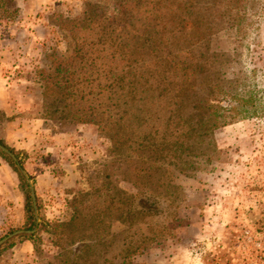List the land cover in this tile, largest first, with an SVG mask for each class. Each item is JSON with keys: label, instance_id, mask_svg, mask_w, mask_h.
<instances>
[{"label": "trees", "instance_id": "1", "mask_svg": "<svg viewBox=\"0 0 264 264\" xmlns=\"http://www.w3.org/2000/svg\"><path fill=\"white\" fill-rule=\"evenodd\" d=\"M251 1L87 0L80 16L56 18L67 49L47 53L36 71L40 117L94 124L110 148L100 183L68 199L69 218L49 221L41 212L38 229L22 234L35 249L48 234L58 248L50 264H133L188 225L177 176L219 152L217 129L259 113L255 95L226 76L227 54L212 49L213 36L245 16ZM17 11L0 0V18L15 19ZM8 120L1 112L0 133ZM0 143L25 167L28 152L3 135ZM0 156L17 174L23 228L32 230L30 186L17 162L1 150ZM117 223L124 226L120 239L112 230Z\"/></svg>", "mask_w": 264, "mask_h": 264}, {"label": "rangeland", "instance_id": "2", "mask_svg": "<svg viewBox=\"0 0 264 264\" xmlns=\"http://www.w3.org/2000/svg\"><path fill=\"white\" fill-rule=\"evenodd\" d=\"M86 1L6 0L10 10L18 11L13 14L15 19L0 18V48L9 45L10 21L18 23L10 42L21 50L15 73L31 80L34 91L40 85L36 71L47 64L46 54L67 49L65 33L55 24L56 18L80 16ZM247 6L245 16L236 23L230 20L213 36L212 49L227 54L226 76L239 80L240 92L255 95L259 113L217 129L219 152L198 170L177 176L176 182L184 190L188 225L175 237L136 255L133 264H264V0H253ZM49 122L53 130L65 134L58 148L28 153L24 167L27 171V162L35 161L32 175L27 173L34 181L40 221L41 212L49 221L70 217L68 199L100 183L110 148L109 139L94 124ZM0 135L4 136V131ZM121 186L137 192L128 182H121ZM23 225L24 211L22 221L0 230V240L28 230ZM123 229L119 223L112 228L119 239ZM22 234L31 233L15 234L0 246V264H17L12 260L18 258L16 249L24 241L33 246L28 264L54 260L58 248L47 233H41L38 249Z\"/></svg>", "mask_w": 264, "mask_h": 264}, {"label": "crops", "instance_id": "3", "mask_svg": "<svg viewBox=\"0 0 264 264\" xmlns=\"http://www.w3.org/2000/svg\"><path fill=\"white\" fill-rule=\"evenodd\" d=\"M18 6L22 5L18 3ZM23 8L27 10L25 4ZM17 24L10 21L11 30L6 37L10 42H13L16 34L13 29ZM31 35L35 37L33 32ZM10 42L8 46L0 48V111L9 118L5 123L4 138L11 146L28 153L33 151L45 153L51 149L55 151L60 138L65 134L53 130L50 122L40 117L42 111L40 85L38 83L39 87L34 91L30 87L31 80H25L15 73L21 50ZM34 162L29 160L26 166L31 175ZM23 211L24 198L18 188L17 174L0 158V230L22 221ZM16 250L19 252L18 258L12 261H17V264H28L33 252L31 242L24 241Z\"/></svg>", "mask_w": 264, "mask_h": 264}, {"label": "water", "instance_id": "4", "mask_svg": "<svg viewBox=\"0 0 264 264\" xmlns=\"http://www.w3.org/2000/svg\"><path fill=\"white\" fill-rule=\"evenodd\" d=\"M0 150L3 151L4 153H6L8 156H10L15 162H17L20 171L22 172V174L24 175V177L26 178L29 186H30V190H31V195H32V199H33V205H34V210H35V215H36V225L32 230H18L13 234H10L9 236H6L5 238H3L2 240H0V246L6 242L10 237H12L15 234L18 233H33L38 229V225L40 223V214H39V209L37 206V201H36V191H35V186H34V181L31 179L30 175L27 173V171L25 170L24 167H22L19 164L18 158L17 156L9 149L7 148L5 145H3L2 143H0Z\"/></svg>", "mask_w": 264, "mask_h": 264}]
</instances>
